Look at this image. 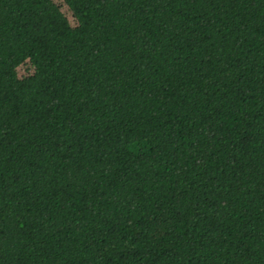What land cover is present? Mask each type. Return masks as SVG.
Segmentation results:
<instances>
[{
    "label": "trees",
    "instance_id": "16d2710c",
    "mask_svg": "<svg viewBox=\"0 0 264 264\" xmlns=\"http://www.w3.org/2000/svg\"><path fill=\"white\" fill-rule=\"evenodd\" d=\"M61 4L0 0V264H264V0Z\"/></svg>",
    "mask_w": 264,
    "mask_h": 264
},
{
    "label": "rangeland",
    "instance_id": "374dc122",
    "mask_svg": "<svg viewBox=\"0 0 264 264\" xmlns=\"http://www.w3.org/2000/svg\"><path fill=\"white\" fill-rule=\"evenodd\" d=\"M51 4L55 7V9H58L61 13H62V16H63V19H64V23L65 24H68L71 23L73 25L74 23V19L72 18V14L70 13H67L65 10H64V7L62 6V0H50ZM19 73L20 75H26L27 74V69H26V66H22L20 69H19Z\"/></svg>",
    "mask_w": 264,
    "mask_h": 264
}]
</instances>
